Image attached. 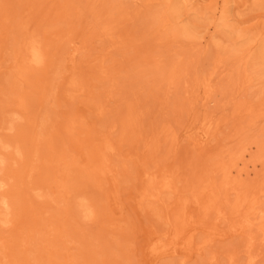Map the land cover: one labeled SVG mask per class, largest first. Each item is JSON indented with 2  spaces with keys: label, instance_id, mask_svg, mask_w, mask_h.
Segmentation results:
<instances>
[{
  "label": "rangeland",
  "instance_id": "obj_1",
  "mask_svg": "<svg viewBox=\"0 0 264 264\" xmlns=\"http://www.w3.org/2000/svg\"><path fill=\"white\" fill-rule=\"evenodd\" d=\"M0 264H264V0H0Z\"/></svg>",
  "mask_w": 264,
  "mask_h": 264
},
{
  "label": "bare ground",
  "instance_id": "obj_2",
  "mask_svg": "<svg viewBox=\"0 0 264 264\" xmlns=\"http://www.w3.org/2000/svg\"><path fill=\"white\" fill-rule=\"evenodd\" d=\"M166 16V15H165ZM166 21V20H165ZM166 24V23H165ZM168 25V24H167ZM166 26V25H165ZM239 158H241V157H239ZM246 163H244V165H245ZM251 165H252V173H255V172H257L256 170H255V164H254V160H252L251 161ZM238 168V167H237ZM242 169V168H241ZM245 175H246V177L247 176H249L250 174H249V170L248 169H246L245 170ZM227 179H228V177H227ZM246 181V180H245ZM231 182V181H230ZM242 183H243V181H242ZM247 183V182H246ZM245 183V184H246ZM231 184L229 183V186H230ZM236 185V184H235ZM236 186H238V185H236ZM245 186V185H244ZM233 187H235V186H233ZM228 188H230V187H228ZM105 259V258H104Z\"/></svg>",
  "mask_w": 264,
  "mask_h": 264
}]
</instances>
